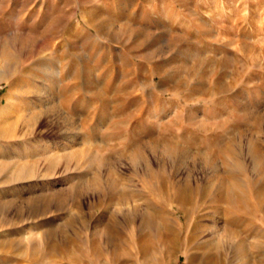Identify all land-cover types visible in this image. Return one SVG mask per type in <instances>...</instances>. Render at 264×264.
<instances>
[{"label": "rangeland", "instance_id": "rangeland-1", "mask_svg": "<svg viewBox=\"0 0 264 264\" xmlns=\"http://www.w3.org/2000/svg\"><path fill=\"white\" fill-rule=\"evenodd\" d=\"M0 264H264V0H0Z\"/></svg>", "mask_w": 264, "mask_h": 264}]
</instances>
